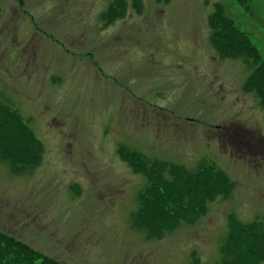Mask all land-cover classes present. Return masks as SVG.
<instances>
[{"label": "rangeland", "instance_id": "obj_1", "mask_svg": "<svg viewBox=\"0 0 264 264\" xmlns=\"http://www.w3.org/2000/svg\"><path fill=\"white\" fill-rule=\"evenodd\" d=\"M124 1L109 23L111 0H0V155L40 162L20 176L0 163L1 235L55 264H189L191 252L217 264L224 244L237 264H264V0L248 1L252 16L236 0ZM214 6L224 16L208 22ZM123 147L147 172L184 171L146 175ZM209 161L230 197H194L223 185L187 175ZM143 190L162 207L142 212L164 227L153 242L131 226Z\"/></svg>", "mask_w": 264, "mask_h": 264}, {"label": "trees", "instance_id": "obj_2", "mask_svg": "<svg viewBox=\"0 0 264 264\" xmlns=\"http://www.w3.org/2000/svg\"><path fill=\"white\" fill-rule=\"evenodd\" d=\"M236 1L238 2L239 5H241V11L244 14H248L250 16H252L254 14L255 11H254L253 7L248 5V1H250V0H236ZM217 15L224 16L220 10H218ZM221 21L224 22L223 25L227 24V26H228L231 24L230 20L228 18H222ZM222 32L224 35H226L227 33L229 35H236L237 40H240L242 42H248V39H249L248 36H246L245 32L239 31L236 34H230V32H232V30L226 29V28ZM221 51L222 50H219L220 56L222 58H226L227 57L226 54H222ZM261 64H263V63L261 62ZM260 71H262V70H260ZM13 115H15L18 118V116L16 114H13ZM35 156L36 157L32 158V160L26 162V160L25 161L20 160V158L15 157L13 154L12 155H0V163L6 164L9 167L10 171L16 176H20L22 174L30 175L33 172V170L36 169L40 164L39 153H36ZM131 158H135V159L138 158L139 159V161L141 162V164L139 166L142 168V172L143 173L145 172L146 175L153 173L154 175L161 177L163 173H169L171 176H173L174 172L180 171L178 168H175L171 164H167L164 162L159 164L158 162H155L156 164H159L157 166V168H154L152 166V169H150V172H147L149 170H147L145 163L149 162V160L145 159L144 157L138 156V155H136V157H133V156L128 157L127 155L122 156V159L125 161H128L129 166L132 168L134 166H133V164H131V160H130ZM200 164L201 165L199 166V168H197V170L194 173L187 174L188 176L192 177V180L200 179L207 173H214L215 178L222 180L223 172H221L219 168L217 169L210 162L209 163L202 162ZM143 168H144V171H143ZM161 182H163V181H161ZM160 190L162 191V188L158 184V186L154 190H150V191H156L159 193ZM186 191H188V192H186ZM186 191H183L180 193V196H178V198H177V203H180V204L184 203L187 206V205H189L188 204V198H187L188 194L191 193V195L193 197V189L192 190L188 189ZM202 191H206V194L204 196L207 195L210 199L213 198V196L218 193V190H214V189L212 192H209L210 191L209 187L207 186V184L203 183L202 189L194 190V192H196L194 194V197L196 198L198 192L201 193ZM156 192L150 193L149 195H151L152 197H148V199L146 201L145 200L143 201L144 194H143V196L140 195V197L138 198V203H139L138 209L136 210V212L131 214V226L134 227L135 229L141 230L144 234L148 235V237L152 236V238L154 237V239H160V238H162L164 227L160 224H157V223H156L157 225H150V224L144 223L143 218H142V215H143L142 212H146L147 209H150V210L152 209L150 212H156V213H158L162 209V207L155 201H153L151 204H147L148 201H150L151 199H153L155 197ZM203 203H204V201H203ZM169 214H171V213H169ZM165 215H167V214H165ZM171 215H173V214H171ZM149 217L152 220L153 217H151V216H149ZM144 220L147 221L148 219L144 218ZM258 235H261V234L258 233ZM231 237L232 236H230V239H231ZM3 250L4 251L11 250L12 252L17 253L18 256L22 259V260H20V262H24V261H27L30 259H34V260L44 262V264H55V262L48 261V259H45V258H42L43 260L40 259V257L37 254L31 253V251L28 248H26L25 246H23L21 243L14 241L11 238H6L3 235H1V233H0V253H4V252H2ZM256 253H258V250L256 251ZM235 258L236 257L234 256V254L231 253V255H229L228 257H224L223 259L225 261V264H235L236 263ZM1 259H4V257L0 256V264H7L6 262H1ZM257 259L264 260V248L257 255Z\"/></svg>", "mask_w": 264, "mask_h": 264}]
</instances>
